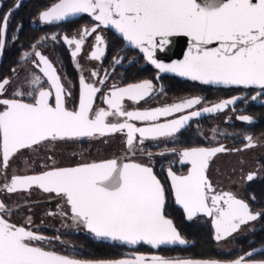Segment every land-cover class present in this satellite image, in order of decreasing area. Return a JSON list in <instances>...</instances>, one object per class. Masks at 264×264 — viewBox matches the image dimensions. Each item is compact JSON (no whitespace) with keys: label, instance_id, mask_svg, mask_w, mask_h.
Returning <instances> with one entry per match:
<instances>
[{"label":"snow or ice","instance_id":"snow-or-ice-1","mask_svg":"<svg viewBox=\"0 0 264 264\" xmlns=\"http://www.w3.org/2000/svg\"><path fill=\"white\" fill-rule=\"evenodd\" d=\"M20 5H15L18 8ZM87 13L99 23L92 29H84L79 39L65 37L69 45L74 44L72 56L81 52L84 37L96 31L100 25L112 27L132 46L143 52L148 61L160 72H172L204 84L255 86L264 89V0H58L40 14V21L51 24ZM11 10L0 21V35L8 26ZM173 37H188L191 47L182 61L173 64L158 62L156 51L172 43ZM56 39L55 36L52 37ZM97 43L91 59L99 60L104 55V40L95 37ZM216 45L215 47H209ZM3 43H0V51ZM37 67L55 89V103L50 104L51 90L39 85L41 77L35 76L30 82L36 95L32 103L22 99L0 98V133H2V161L0 174L6 183L2 186L8 193L28 190L37 186L44 192L55 193L66 199L72 218L83 223L97 238H107L125 244L147 243L153 247L185 244L170 219L164 214L165 191L151 167L137 163H118L109 160L72 168L46 171L40 175H13L7 177L10 158L19 150L31 148L43 141L94 137L97 134L122 132L127 129V146L134 148L136 134L139 143L145 139L174 137L192 116L200 112L173 119L167 123H151L136 127L128 121L155 122L200 104L199 98H192L169 107L151 111H128L125 101L139 102L153 91L151 81L116 88L105 97L107 109L94 111L96 94L100 89L84 82L79 109L70 111L64 105L65 88L52 63L40 52ZM117 63L120 61L117 60ZM43 65V67H41ZM98 74L93 72V76ZM7 79L0 81V97L3 96ZM103 83V80L100 81ZM15 96L23 97L22 91ZM32 95V93H28ZM259 95V93L257 94ZM257 97L253 96L255 100ZM235 100L224 101L214 107L203 109L206 113L224 109ZM124 118L123 122L109 123L108 118ZM251 123L248 116L238 117ZM248 147H254L251 136ZM224 147L193 148L180 153L182 162L191 165L186 176H177L169 170L176 203L181 205L191 220L198 213L212 216L215 213L217 241L226 239L239 231L241 226L255 221L259 213H253L249 205L233 194L215 192L205 171L208 161L217 153L225 152ZM150 155V154H149ZM247 179L251 181L253 175ZM0 211H7L0 201ZM30 222V221H29ZM45 237L24 227H17L0 216V264H93L89 261L71 259L41 247L33 241ZM248 257L253 252L247 253ZM96 264H146V258L133 260L96 262ZM147 264H193L192 261H169L152 257ZM200 264V262H196ZM217 264V262H203ZM233 264H264L240 257Z\"/></svg>","mask_w":264,"mask_h":264},{"label":"flooded vegetation","instance_id":"flooded-vegetation-1","mask_svg":"<svg viewBox=\"0 0 264 264\" xmlns=\"http://www.w3.org/2000/svg\"><path fill=\"white\" fill-rule=\"evenodd\" d=\"M56 2L58 0H0V21L6 13L10 10L12 12L6 32L0 35V43H3V49L0 51V81L5 79L9 81L0 98L22 99L26 103H32L36 92L30 82L35 76H39L43 81L39 86L53 92L49 103L54 105L55 89L36 66L39 57L35 52L38 51L55 67L67 93L63 96L64 105L70 111L78 110L82 91L81 77L85 83L100 89L96 94L94 111L99 108L107 109L104 99L114 90L113 86L123 88L146 80L152 82L153 91L138 103L126 100V110L151 111L192 98L201 100L200 104L192 108H186L168 117H160L155 122L128 121L136 127H146L151 123H167L228 100L234 99L235 103L216 112H205L203 116L190 120L174 137L145 139L143 144H140L137 133L134 148L131 150L126 143L127 129L105 135L97 134L94 137L43 141L31 148L16 152L9 160L7 177L10 179L13 175H40L54 169L78 167L113 159L121 164L137 163L148 166L152 168L164 188L165 216L172 220L174 226L177 220L186 223L187 228L204 229L217 255L209 258L184 257L177 255L174 250L155 252L141 246L128 249L123 245L113 244L112 247H115L114 250L119 257L111 260L129 259L135 254H140L158 255L167 260L233 263L243 256L253 262L264 261V252L247 256V253L264 246V127L262 126V123L264 125V89L206 85L160 73L147 64L136 50L124 48L123 41L102 25L97 27L95 32L84 37L85 42L81 52L73 57L75 45H69L65 37L79 39L84 29H92L98 22L86 15L52 24L41 22L40 14ZM17 3L20 5L18 8L15 7ZM53 36L56 37L55 40L52 39ZM97 36L102 37L105 42L102 45L104 55L99 60H94L91 59V53L95 51ZM117 60L120 62L117 63ZM93 72L98 75L93 76ZM101 80L103 83H100ZM16 91H22L25 95L17 97L14 95ZM253 96L257 98L253 100ZM0 110H3L2 106ZM240 116H248L252 122L241 120L238 118ZM123 121L122 117L108 118L109 123ZM248 136L253 138L254 147L247 146ZM221 146L226 151L211 157L205 171L215 189V192L209 193V196L224 192L231 193L246 202L253 213L260 215L257 220L241 226V229L231 236L217 241L215 213L212 216L205 214L195 216L187 221L181 209L176 206L175 191L170 185L168 173L171 170L177 176L189 174L191 165L182 162L180 155L182 151ZM2 151V133H0V161H2ZM249 174L253 175L251 181L247 179ZM6 182L5 176L0 174V186ZM0 201L7 209L6 212L0 213L4 219L26 230L32 228L33 233L45 237L42 241H33L34 246L58 255H61L60 252H65L67 257L75 259L72 257L73 253L63 246L72 247L65 242L64 235L84 233L86 226L72 218L69 207L65 204V198L53 193H45L38 188L8 193L0 187ZM20 205L26 206L10 212ZM56 231L69 232L60 234ZM179 234L183 238L182 233ZM223 242L228 248L221 250L217 244ZM192 243L193 241L187 242V247Z\"/></svg>","mask_w":264,"mask_h":264},{"label":"water","instance_id":"water-1","mask_svg":"<svg viewBox=\"0 0 264 264\" xmlns=\"http://www.w3.org/2000/svg\"><path fill=\"white\" fill-rule=\"evenodd\" d=\"M200 2H203V0H200ZM53 6V5H52ZM51 7V6H50ZM49 7V8H50ZM48 8V9H49ZM46 9V10H48ZM45 10V11H46ZM80 15H86L88 17H90L92 20H94L93 17L89 16L87 13H82V14H79L77 16H80ZM77 16H74V17H77ZM74 17H69L68 19H72ZM67 19V20H68ZM65 21V20H64ZM96 21V20H94ZM58 22H61V21H54L53 23H58ZM98 22V21H96ZM99 23V22H98ZM52 24V23H51ZM103 26V25H102ZM108 28L116 37H118L120 40L123 41L124 43V48H127V49H133V50H136L142 57H143V60L149 64L150 66L154 67L155 69H157L155 67V65L151 64L146 55L141 52L139 49L135 48L134 46H132L131 44H129L128 41H126L123 36L118 33L114 28L112 27H106ZM216 45H210L209 47H215ZM191 47V41L188 37H173L172 38V43H170L169 45L165 46L164 49L162 50H157L156 53H155V58L158 60V62L160 63H164V64H173V63H176V62H179V61H182L185 57V55L187 54L188 52V49ZM159 72L160 70L157 69ZM160 73H164V74H167V75H170V76H175L176 78H179V79H182V80H189V81H194V80H191L189 79L188 77H183V76H179L177 75L176 73H172V72H160ZM194 82H198V83H202L200 81H194ZM204 84V83H202ZM206 85H213V86H221V87H229V86H226V85H222V84H206ZM230 86H233V87H237V86H241V87H245V86H242V85H230ZM252 88H258V87H255V86H251ZM78 109H79V106H78ZM205 114L204 111H200V115L199 116H192L190 120L194 119V118H198L200 116H203ZM190 116V115H189ZM189 120V121H190ZM188 121V122H189ZM187 122V123H188ZM109 134V133H108ZM169 178V182H170V185L172 187V181H171V177L168 176ZM31 188H38L40 189L39 187L37 186H33ZM41 191H43L42 189H40ZM44 192V191H43ZM45 193H48V192H45ZM55 194V193H53ZM176 200V199H175ZM65 204L69 207V212L70 214L72 215L71 213V210H70V206L66 203V199H65ZM23 206H26V205H20L14 209H12L10 212H15V211H18L20 210L21 207ZM176 206L181 209V211L183 212L184 216H185V219L187 221H190L188 218H187V214L186 212L184 211L183 207L181 205H179L178 203H176ZM3 212V211H0V213ZM203 213H198L197 215L195 216H199V215H202ZM1 216V215H0ZM194 216V217H195ZM167 218V217H166ZM169 219V218H168ZM192 220V219H191ZM172 221V220H171ZM173 223V222H172ZM173 226H174V223H173ZM175 227V226H174ZM33 228H37V227H33ZM29 231L32 230V228L30 229H27ZM177 230V229H176ZM57 233H60V234H65V233H68L69 231H63V232H60V231H56ZM84 233H79V234H82V235H85L87 236L91 241L93 242H96V243H102V244H107V245H118V246H125L127 247L128 249H133V248H137L138 246H143V247H146L152 251H160V250H170V249H174V248H185L187 247V242L183 245L179 244V243H176V244H168V245H161L159 247H153L152 245H149L147 243H137L135 245H129V244H125V243H122L120 241H113L111 239H107V238H97L93 233H91L87 228H85V230L83 231ZM178 232V230H177ZM179 233V232H178ZM78 234V233H76ZM180 235V234H179ZM181 237V236H180ZM182 238V237H181ZM184 239V238H182ZM185 240V239H184ZM186 241V240H185ZM47 251V250H45ZM261 252H264V246H261L259 247L258 249L254 250L253 251V254H257V253H261ZM139 256H143V257H147L146 258V264L148 261L151 260L152 257H160L162 258L161 256H158V255H151V256H144V255H140V254H135L133 255L131 258L129 259H118V260H104V261H89V262H93V264H96V262H112V261H119V260H133L135 259L136 257H139ZM78 260V259H77ZM167 260V259H166ZM80 261H85V260H80ZM169 261H186V260H169ZM193 264H196V262H200V264H203V262H217V261H192ZM217 264H233V263H221V262H217Z\"/></svg>","mask_w":264,"mask_h":264},{"label":"trees","instance_id":"trees-1","mask_svg":"<svg viewBox=\"0 0 264 264\" xmlns=\"http://www.w3.org/2000/svg\"><path fill=\"white\" fill-rule=\"evenodd\" d=\"M262 126L264 127L263 123ZM264 129V128H263ZM176 229L179 233H182L183 238L187 241H193L191 245L185 248H174L170 250H161L169 252L171 250L176 251L177 255L184 257H212L217 255L214 245L209 242L207 232L201 228H187L186 223L176 220ZM184 230V232L182 231ZM52 235V234H50ZM65 242L72 245L69 248L67 245H63L71 253L72 257L85 261H104L115 259L118 253L114 250L113 245H107L102 243H96L91 241L87 236L82 234H68L64 235ZM115 246V245H114ZM143 247V246H141ZM61 255L68 256L65 252H60ZM170 254V253H169Z\"/></svg>","mask_w":264,"mask_h":264},{"label":"rangeland","instance_id":"rangeland-1","mask_svg":"<svg viewBox=\"0 0 264 264\" xmlns=\"http://www.w3.org/2000/svg\"><path fill=\"white\" fill-rule=\"evenodd\" d=\"M217 247L220 248L221 250H223L224 248L227 249L228 247L225 245V242L223 243H218Z\"/></svg>","mask_w":264,"mask_h":264}]
</instances>
